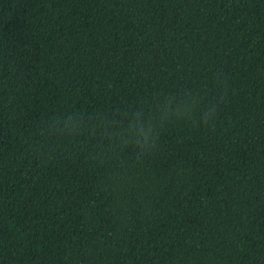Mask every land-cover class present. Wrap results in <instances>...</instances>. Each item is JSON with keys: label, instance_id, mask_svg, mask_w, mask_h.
<instances>
[{"label": "trees", "instance_id": "1", "mask_svg": "<svg viewBox=\"0 0 264 264\" xmlns=\"http://www.w3.org/2000/svg\"><path fill=\"white\" fill-rule=\"evenodd\" d=\"M0 264H264V0H0Z\"/></svg>", "mask_w": 264, "mask_h": 264}]
</instances>
